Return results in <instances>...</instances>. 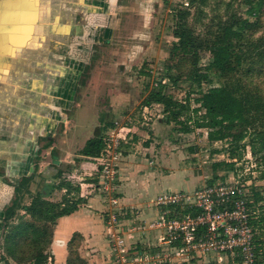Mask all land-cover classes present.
Segmentation results:
<instances>
[{
  "label": "rangeland",
  "instance_id": "374dc122",
  "mask_svg": "<svg viewBox=\"0 0 264 264\" xmlns=\"http://www.w3.org/2000/svg\"><path fill=\"white\" fill-rule=\"evenodd\" d=\"M248 8L245 0H88L86 10L81 12L79 9V13L75 12L72 16V22L79 23L80 28L72 27L71 52L68 56L64 55L71 56V73L67 77L71 84H66L69 91L55 96L64 101L60 103L57 99L52 109L51 117H56L55 133L47 127L48 131L43 128L41 134L47 131L57 137L83 136L85 146L77 158L86 165L91 162L100 164L96 165L97 169L92 173V177L98 180V186L90 188L100 193L102 204L104 203L103 211L95 210V213H103L106 224L103 236L107 246L89 248L90 243L86 245L85 238H78L77 243L84 248L82 253L88 264H123L117 260L116 252L109 242L107 219L112 213L119 216L120 232L126 240L125 249L134 248L130 249L129 254L133 257L140 253L149 255L146 264H161L160 259L151 255L156 252L155 246L160 244L158 238L162 236V232L150 226L157 222L163 211L167 214H182L185 209L166 208L164 202L175 196L194 197L196 190L207 187L210 182L214 186L224 187V191L241 190L250 204L254 203L257 193H260L262 201L249 207L255 218L260 213L264 206V180L261 179L264 173V153H252L253 136L246 137L237 148L226 140L209 141L208 129L199 128L195 123L205 111L194 112L199 107L195 100L201 97V91H205L210 85L219 86L222 83L241 92L257 94L264 101V56H258L262 54L261 51L264 53V3L257 17H249L246 13ZM72 9L74 10L73 7ZM184 10L189 12L188 17L185 21H180L179 14ZM234 14L254 23L244 31L243 38L237 45V50L242 47L246 52V58L232 76L219 78L213 74L210 76V83L203 82L202 87H198L190 80V57L172 55L173 45L178 42L175 30L183 23L200 39H210L219 32L218 27L227 23ZM66 46H60V53L68 51V48L65 50ZM204 52L201 66L208 64L211 58L208 52ZM66 65L63 60L58 63L61 70ZM56 82L59 84V79ZM159 84L165 85V93L179 102L184 103L190 96V113L182 116L181 120L190 116L188 124L192 131L185 132L181 124L173 121L169 123L163 106L155 103L146 105L151 90ZM62 117L67 120H62ZM256 121L258 130H264V121L259 114L256 115ZM97 140H102L104 146L100 155L95 158L89 154L100 148ZM145 147H151L150 151ZM233 150L237 152L232 158ZM74 154L78 152L74 151ZM59 157H51V160ZM43 158L40 157V160ZM73 158L76 160V157ZM40 160L37 161L38 164L41 163ZM222 162H233L234 165L232 168L218 166ZM38 164L36 167L40 170L42 166L39 167ZM144 165L153 169L151 176L146 178L147 183L154 178L159 181L160 176H168L176 171L184 176L178 179L173 189H165L146 199L138 197L131 201L128 190L121 187L127 183L132 186L141 183L139 178L142 179L145 173ZM47 168L50 172L44 170L34 173L36 192L34 196H31L32 192L25 196L30 205L39 194L47 190L45 186H51L55 180L78 184L84 182L88 173L92 172L86 167L80 169V166L76 171L71 166L66 167L65 174L58 173L51 164ZM103 168L108 169L107 175L115 168V179L111 180L105 173L102 174ZM58 175L62 177L60 180L56 178ZM51 198L57 202L62 197L53 194ZM16 207L13 205L8 209L14 211ZM19 214L16 213L11 222H8L9 230L12 225L23 221L19 220ZM162 231L164 232L163 228ZM262 232L255 231V235L260 236L257 241L264 242ZM3 250L0 257L7 258L8 264H22L15 262ZM47 252L53 254L52 247ZM55 254L56 257L51 258L49 264H65L69 252ZM127 254L121 253L124 257ZM196 256L197 253L188 258L184 256L183 260L176 259L164 264H250V259L242 262L234 257H227L222 252L208 254L199 251V257ZM256 257L263 260L262 251L256 252Z\"/></svg>",
  "mask_w": 264,
  "mask_h": 264
},
{
  "label": "crops",
  "instance_id": "0c3cea01",
  "mask_svg": "<svg viewBox=\"0 0 264 264\" xmlns=\"http://www.w3.org/2000/svg\"><path fill=\"white\" fill-rule=\"evenodd\" d=\"M87 6L88 0H0V252L5 249L4 240L12 217L20 213L19 220L32 218L25 211L30 206L25 196H29L30 192L34 196V173L44 170L50 172L47 168L50 164L62 174H65L68 166L73 167V171L79 169V166L80 169L86 167L92 171L86 172L88 178L85 177V181L78 184L55 180L51 186H45L50 192L47 196L50 201H54L51 198L53 194L60 198L69 192L75 195L77 187L83 199L77 211L57 220L51 246L53 258L56 257L55 253L69 252V241L75 233L85 238L86 245L90 243L89 248L107 246L103 236L106 224L103 213L100 215L104 203L100 193L90 188L98 186V180L92 177V173L96 171V165L100 164L91 162L86 165L77 158L85 146L83 136L57 137L51 132L47 133V127H50L52 133L56 131V117H51V113L57 99L60 103L64 102L55 96L69 91L66 84H71L67 78L71 73V56L67 57V54L71 52L72 27L80 28L79 23L72 22L71 18L75 12L79 13V9L81 12L86 10ZM61 45H67L65 50L68 48V51L60 53ZM60 60L67 64L62 70L58 67ZM62 120L67 119L62 117ZM43 128H47V131L42 135ZM145 149L150 151L151 147ZM74 151L78 154L75 155ZM55 156L63 157L51 160ZM40 157H44L43 160ZM39 160L41 163L38 164ZM55 161H58V166L54 165ZM37 164L42 166L40 170ZM152 170V167L144 165L145 173L142 179L138 177L141 183L135 186L131 183L122 185L121 188L128 190L129 200L138 197L146 199L153 193L173 189L178 179L184 176L176 171L168 176H160L159 181L154 178L147 183L146 178L151 176ZM56 178L60 180L62 177L58 175ZM12 204L17 206L14 211H10ZM95 210L100 211L99 215ZM83 250L79 245V255L86 260ZM8 261L0 257V264H8Z\"/></svg>",
  "mask_w": 264,
  "mask_h": 264
},
{
  "label": "trees",
  "instance_id": "16d2710c",
  "mask_svg": "<svg viewBox=\"0 0 264 264\" xmlns=\"http://www.w3.org/2000/svg\"><path fill=\"white\" fill-rule=\"evenodd\" d=\"M196 1V0H193ZM205 1V0H198ZM264 0H245L249 7L247 15L257 17L262 9ZM189 12L182 11L179 14L180 21L187 19ZM254 25L248 18L242 19L237 15H232L227 23L218 27L219 32L210 39L196 36L193 30L187 28L181 23L180 27L175 30V36L178 42L173 45V57H190L192 70L190 80L198 87H202L203 82L210 83V76L215 74L219 78L232 76L237 68L242 65L246 58V52L241 47L237 50L238 41L243 38L244 31ZM208 52L211 56L208 64L201 66L202 56ZM258 54L263 57L264 53ZM166 86L159 84L153 88L146 100V105L158 104L163 106L164 112L167 113V121L181 124L185 132L192 131L189 126L191 117L181 120L182 116L190 113L191 104L190 96L182 103L175 100L171 95L165 93ZM257 94L241 92L227 83L219 86L210 85L205 91H201V97L195 101L199 105L194 110L195 113L204 110L205 114L196 120L199 128L208 129L209 141H229L236 148L239 143L248 136H253L251 141L252 153H264V130H258L256 115L259 114L264 121V101ZM209 118V121H207ZM201 120V121H200ZM206 120V121H205ZM263 125V124H262ZM100 147L98 150L91 152L90 156H99L100 150L104 146L102 140H97ZM236 150L232 151V158L236 156ZM239 156V154L237 155ZM233 167V162H222L218 164ZM264 180V173L261 176ZM213 182H210L212 185ZM50 195L48 190L45 194H39L25 210L32 216L29 220H23L11 226L8 231L4 246L6 252L15 262L22 264H49L53 255L47 252L51 247L54 239V231L57 220L61 217L69 216L79 209L83 199L79 196V188H76V194L63 195L60 201L53 202L47 199ZM262 198L257 193L254 203L250 207L257 205ZM173 208V205L168 206ZM180 209V208H178ZM191 209L186 208L182 214H186ZM176 212H172V216ZM254 231L261 230L264 234V206L256 218L252 219ZM80 234L75 233L69 241V256L66 264H87L78 252V238ZM259 234L255 235L256 252L262 251L263 260H258L254 264H264V242L257 241ZM259 258V257H258ZM53 260V259H52Z\"/></svg>",
  "mask_w": 264,
  "mask_h": 264
},
{
  "label": "built area",
  "instance_id": "2783aa9c",
  "mask_svg": "<svg viewBox=\"0 0 264 264\" xmlns=\"http://www.w3.org/2000/svg\"><path fill=\"white\" fill-rule=\"evenodd\" d=\"M104 173L107 175V168L102 169ZM115 176L116 170L112 168L106 177L113 180ZM223 189L212 184L196 190L194 197L182 196L186 197L182 199L175 196L164 202L166 208L173 205L176 210L189 208L191 211L186 214L178 212L174 216L165 211L159 214L157 222L150 227L159 229L162 236L158 238L160 244L155 246L156 252L151 256L164 264L183 260L184 256L192 257L195 253L199 257V251L208 254L222 252L238 261L250 259V264H254L257 261L256 239L251 221L255 216L249 209L250 203L241 190ZM119 222V216L114 213L107 219L109 242L117 260L123 264H146L149 255L140 253L133 257L129 251L134 248L125 249L126 240L120 232ZM123 252L128 254L124 257L121 255Z\"/></svg>",
  "mask_w": 264,
  "mask_h": 264
},
{
  "label": "water",
  "instance_id": "95a60500",
  "mask_svg": "<svg viewBox=\"0 0 264 264\" xmlns=\"http://www.w3.org/2000/svg\"><path fill=\"white\" fill-rule=\"evenodd\" d=\"M54 165H55V166H58V165H59L58 161H55V162H54Z\"/></svg>",
  "mask_w": 264,
  "mask_h": 264
}]
</instances>
